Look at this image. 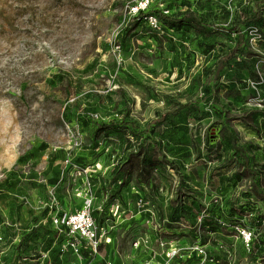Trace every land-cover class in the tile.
<instances>
[{
    "label": "rangeland",
    "instance_id": "rangeland-1",
    "mask_svg": "<svg viewBox=\"0 0 264 264\" xmlns=\"http://www.w3.org/2000/svg\"><path fill=\"white\" fill-rule=\"evenodd\" d=\"M144 1L0 0V264H264V5L225 62L238 35L221 28L255 0L150 1L206 24L180 30L134 20ZM87 184H111L115 227L89 259L43 215Z\"/></svg>",
    "mask_w": 264,
    "mask_h": 264
},
{
    "label": "trees",
    "instance_id": "trees-1",
    "mask_svg": "<svg viewBox=\"0 0 264 264\" xmlns=\"http://www.w3.org/2000/svg\"><path fill=\"white\" fill-rule=\"evenodd\" d=\"M263 5H264V0H255L253 2V6H249L246 10L247 18L245 21L240 22L239 24H237L235 27H233L231 29H225V28L219 27L221 29H224L225 31H228L231 34H237L238 35V41L236 44V48L231 52V54H229L227 56L225 62L226 61L230 62L231 60H233L237 56V53L242 50V48L244 47V45L246 43V36L243 32V26L248 25L252 21L255 23H259L262 21V19H263ZM149 17H156L158 19L159 25H161L165 28L173 29V30L174 29L180 30L182 27V24L187 19L191 20L192 22H194L200 26H206L203 19L201 17L197 16L196 14L190 13V14H185L182 17H178L175 15H170V14L165 13L162 9L158 8L154 4L151 7H148V9H145V10L140 9L139 13L136 14V16L133 19L134 20H142L144 18H149ZM221 69H222V67L217 70V76L215 78L216 80H218L220 78ZM212 84H213V82H211V81L207 82V88L206 89L209 92V94L204 98L205 101H208L210 98L214 97V91L212 88ZM190 106H191L190 104L180 105L179 108L174 112V115H180L184 109L189 108ZM90 123L93 126V128L95 129L96 133H98L99 131H106L112 127H120V128H124V129L128 128V129H131L134 131H138V133H140L141 136H144V135L148 136L152 131H154V129H156V127L161 122L159 120H156L152 124H149V126L145 130H141L139 125L136 122L121 121V122L106 123V122H103V121L98 120L96 118H91ZM36 149H37V146H35L34 150H36ZM34 150L30 153V155H32L34 153ZM244 168L252 175L253 180H255V181L258 180L259 174L251 168L249 163L246 162L244 164ZM116 178L117 177L114 178V181L116 180ZM110 188H111V184L108 187L107 193L105 195L99 196L98 193H95V200H94V204H93V213H94V216L98 218L101 229L110 230V228H112V230L110 231V238H111V242H112V235H113L115 227L112 223L111 216L107 215L108 206L110 205V202H108V199H109L110 195H112V198H113L112 192L109 191ZM64 199H66V198L64 197L61 199V200H63L62 203H64V201H65ZM75 203L76 202L74 200L72 202L68 201L67 207L73 209ZM77 204L81 208L82 201L79 200L77 202ZM47 214H48V209H45V212L43 213V215L47 216ZM48 220L51 224V227H53L51 219L49 218ZM55 233H56L55 236H57V239H65L68 241V238H66L67 236H65L64 234H60L58 231H56V229H55ZM105 246H109V244L104 243L101 246L100 251H102L105 248ZM124 250H125V248H124ZM83 254H86L85 250H83ZM89 258H91V257H89Z\"/></svg>",
    "mask_w": 264,
    "mask_h": 264
},
{
    "label": "built area",
    "instance_id": "built-area-1",
    "mask_svg": "<svg viewBox=\"0 0 264 264\" xmlns=\"http://www.w3.org/2000/svg\"><path fill=\"white\" fill-rule=\"evenodd\" d=\"M150 1L146 0L141 3L140 7L135 8V14H138L140 9L145 10ZM149 22L152 26L158 27L159 22L156 17H149ZM75 146H80L79 138L75 140ZM67 164L71 163V159H67ZM63 200L59 199L52 194V197L47 202L48 215L52 221L53 227L60 234H64L68 237V246L71 247L79 256L88 259L89 257L99 254L101 246L104 243H111L110 230L101 229L100 223L97 217L93 213V204L95 200V194L92 191L91 185L79 187L76 193L68 194ZM75 201L74 208L67 207V203ZM81 200V208L77 202ZM143 199L140 200V203ZM73 207V206H72ZM80 208V209H79ZM200 249V248H199ZM85 250L86 254H83ZM201 253H204L203 249H200ZM176 253L172 254L174 257Z\"/></svg>",
    "mask_w": 264,
    "mask_h": 264
},
{
    "label": "bare ground",
    "instance_id": "bare-ground-1",
    "mask_svg": "<svg viewBox=\"0 0 264 264\" xmlns=\"http://www.w3.org/2000/svg\"><path fill=\"white\" fill-rule=\"evenodd\" d=\"M130 246L131 250H130V258L128 259L127 256H126V249ZM132 250H133V247H132V243H129L126 245L125 247V250H124V258L126 260H129L130 262L132 261Z\"/></svg>",
    "mask_w": 264,
    "mask_h": 264
},
{
    "label": "crops",
    "instance_id": "crops-1",
    "mask_svg": "<svg viewBox=\"0 0 264 264\" xmlns=\"http://www.w3.org/2000/svg\"><path fill=\"white\" fill-rule=\"evenodd\" d=\"M104 250V249H103Z\"/></svg>",
    "mask_w": 264,
    "mask_h": 264
}]
</instances>
